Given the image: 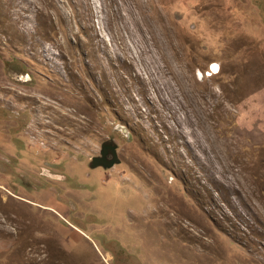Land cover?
<instances>
[{"label":"rangeland","instance_id":"obj_1","mask_svg":"<svg viewBox=\"0 0 264 264\" xmlns=\"http://www.w3.org/2000/svg\"><path fill=\"white\" fill-rule=\"evenodd\" d=\"M0 264H264V0H0Z\"/></svg>","mask_w":264,"mask_h":264},{"label":"water","instance_id":"obj_2","mask_svg":"<svg viewBox=\"0 0 264 264\" xmlns=\"http://www.w3.org/2000/svg\"><path fill=\"white\" fill-rule=\"evenodd\" d=\"M109 156H111V159H108ZM119 161L116 147L112 144H104L101 148L100 156L93 158L91 167L110 168Z\"/></svg>","mask_w":264,"mask_h":264}]
</instances>
